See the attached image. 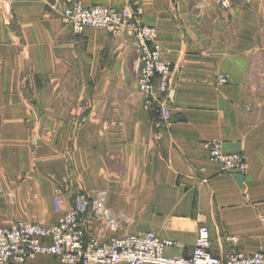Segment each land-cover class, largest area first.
<instances>
[{
    "label": "crops",
    "instance_id": "obj_1",
    "mask_svg": "<svg viewBox=\"0 0 264 264\" xmlns=\"http://www.w3.org/2000/svg\"><path fill=\"white\" fill-rule=\"evenodd\" d=\"M82 1L140 9L156 29L175 89L169 117L143 109L126 34H75L59 19L64 0H0V226H51L71 196L104 191L116 231L84 217L102 241L152 232L173 242L165 256L186 258L205 227L216 257L264 248V0ZM209 141L240 153L244 173H219ZM63 178L70 195L55 212Z\"/></svg>",
    "mask_w": 264,
    "mask_h": 264
},
{
    "label": "built area",
    "instance_id": "obj_2",
    "mask_svg": "<svg viewBox=\"0 0 264 264\" xmlns=\"http://www.w3.org/2000/svg\"><path fill=\"white\" fill-rule=\"evenodd\" d=\"M141 10L131 11L111 6L84 5L82 0H64L59 12L60 22L75 34L87 28L104 30L112 36L126 34L138 52L136 87L143 96V109L163 120L169 117V105L174 100L172 69L161 60V47L156 43L154 27L140 23ZM226 83V77L218 78V84ZM209 161L218 165L219 173H244L246 163L240 153H225L219 141L202 143ZM52 196L55 212L66 203L71 183L61 180ZM3 193L0 189V198ZM69 209L51 226L15 221L0 226V264H23L38 255L55 257L60 264H264V248L251 254L234 251L225 258L212 253L209 231L200 227L191 254L186 258H169L165 250L173 242L163 240L152 232L138 235L112 236L107 240L88 236L84 217L91 213L102 220L108 230L115 232L117 223L106 208V192H98L93 199L77 193L69 198ZM264 234V217L261 218ZM233 243L235 237L229 238Z\"/></svg>",
    "mask_w": 264,
    "mask_h": 264
},
{
    "label": "bare ground",
    "instance_id": "obj_3",
    "mask_svg": "<svg viewBox=\"0 0 264 264\" xmlns=\"http://www.w3.org/2000/svg\"><path fill=\"white\" fill-rule=\"evenodd\" d=\"M91 7V6H90ZM226 83H227V81H226ZM81 194H83V193H81Z\"/></svg>",
    "mask_w": 264,
    "mask_h": 264
},
{
    "label": "rangeland",
    "instance_id": "obj_4",
    "mask_svg": "<svg viewBox=\"0 0 264 264\" xmlns=\"http://www.w3.org/2000/svg\"><path fill=\"white\" fill-rule=\"evenodd\" d=\"M70 90V89H69Z\"/></svg>",
    "mask_w": 264,
    "mask_h": 264
}]
</instances>
